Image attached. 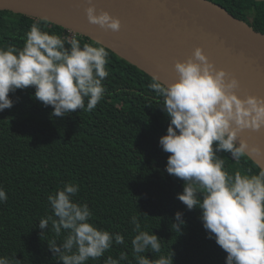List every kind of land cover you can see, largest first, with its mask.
Returning <instances> with one entry per match:
<instances>
[{
  "label": "trees",
  "instance_id": "trees-1",
  "mask_svg": "<svg viewBox=\"0 0 264 264\" xmlns=\"http://www.w3.org/2000/svg\"><path fill=\"white\" fill-rule=\"evenodd\" d=\"M210 1L264 33V0ZM38 20L0 9V46L22 47V37ZM43 27L49 33L75 36L81 43L95 41L51 21ZM106 50L109 76L95 110L53 117L52 107L36 100L29 87L10 93L13 107L0 111V188L7 195L0 202V257L14 264H60L47 245L53 233L38 224L51 214L47 196L74 182L80 186L76 199L88 204L94 223L125 237V245H114L105 257L127 252L129 260L121 264H135L130 218L137 215L142 229L162 239V252L174 253L173 264H225L227 253L207 238L201 211L188 210L177 198L183 181L166 171L170 154L159 139L170 117L148 86L153 76ZM218 155L226 157L230 172L240 168L257 173L261 168L251 157L236 163L230 153ZM178 211L185 221L180 231L172 227ZM147 255L152 258V253ZM103 259L88 264H103Z\"/></svg>",
  "mask_w": 264,
  "mask_h": 264
},
{
  "label": "clouds",
  "instance_id": "clouds-1",
  "mask_svg": "<svg viewBox=\"0 0 264 264\" xmlns=\"http://www.w3.org/2000/svg\"><path fill=\"white\" fill-rule=\"evenodd\" d=\"M91 24L118 32L121 22L107 11L97 14L88 0L85 9ZM49 19L33 22L25 33L23 46H0V111L13 107L10 93L34 88V98L51 106L53 117H64L77 110L91 112L104 98V81L109 76V53L99 41L81 43L75 36L44 30ZM178 79L169 85L153 76L148 85L157 104L170 117L166 134L159 139L169 153L166 171L183 181L177 198L188 210L198 208L209 239L224 250L225 264H264V167L257 173L229 171L226 157L240 163L259 153L238 134L246 129L264 128V97L241 98L239 81L224 69H217L200 47L185 61H177ZM78 183L67 182L47 196L51 214L39 221L41 230L53 238L48 249L60 264H88L103 259V264L129 260L127 252L108 255L114 245H125L124 235L98 227L87 203L76 197ZM7 195L0 188V202ZM182 213H175L172 227L180 231L185 224ZM135 233L131 238L135 264H173L174 253L162 252L161 238L142 229L137 215L130 218ZM45 231H42L43 234ZM148 253H152L149 258ZM153 254L155 256L153 257ZM0 264H14L6 256Z\"/></svg>",
  "mask_w": 264,
  "mask_h": 264
},
{
  "label": "water",
  "instance_id": "water-1",
  "mask_svg": "<svg viewBox=\"0 0 264 264\" xmlns=\"http://www.w3.org/2000/svg\"><path fill=\"white\" fill-rule=\"evenodd\" d=\"M97 14L109 12L121 22L118 32L91 24L88 0H0L11 10L62 25L99 41L165 85L178 79L177 61H185L200 47L217 69L239 81L241 98L264 97V33L210 0H92ZM250 147V157L264 167V128L238 134Z\"/></svg>",
  "mask_w": 264,
  "mask_h": 264
},
{
  "label": "rangeland",
  "instance_id": "rangeland-1",
  "mask_svg": "<svg viewBox=\"0 0 264 264\" xmlns=\"http://www.w3.org/2000/svg\"><path fill=\"white\" fill-rule=\"evenodd\" d=\"M250 13H251V14L254 13V10H252V12H250ZM69 31H71V30H69Z\"/></svg>",
  "mask_w": 264,
  "mask_h": 264
}]
</instances>
